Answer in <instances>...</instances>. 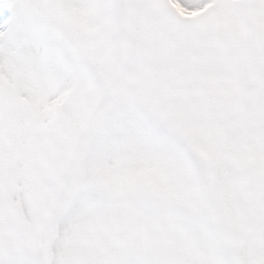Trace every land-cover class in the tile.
Masks as SVG:
<instances>
[{
  "label": "snow or ice",
  "instance_id": "1",
  "mask_svg": "<svg viewBox=\"0 0 264 264\" xmlns=\"http://www.w3.org/2000/svg\"><path fill=\"white\" fill-rule=\"evenodd\" d=\"M0 264H264V0H0Z\"/></svg>",
  "mask_w": 264,
  "mask_h": 264
}]
</instances>
